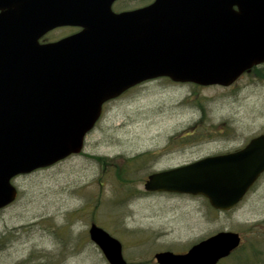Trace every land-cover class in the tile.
<instances>
[{"label":"water","instance_id":"water-1","mask_svg":"<svg viewBox=\"0 0 264 264\" xmlns=\"http://www.w3.org/2000/svg\"><path fill=\"white\" fill-rule=\"evenodd\" d=\"M116 0H0V210L17 176L78 155L103 105L142 83L229 87L264 64V0H154L114 14ZM82 30L57 42L58 27ZM264 173V133L241 150L150 174V193L200 196L235 208ZM88 235L109 264H126L119 241L91 224ZM218 232L157 264H217L240 246Z\"/></svg>","mask_w":264,"mask_h":264},{"label":"rangeland","instance_id":"rangeland-1","mask_svg":"<svg viewBox=\"0 0 264 264\" xmlns=\"http://www.w3.org/2000/svg\"><path fill=\"white\" fill-rule=\"evenodd\" d=\"M263 133L264 81L251 73L228 88L141 84L104 106L80 154L12 180L18 195L0 211V264H109L88 237L91 224L119 241L127 264H157L154 254L184 253L221 231L241 236L252 252L243 263L264 264V175L227 213L203 197L143 189L152 172Z\"/></svg>","mask_w":264,"mask_h":264},{"label":"flooded vegetation","instance_id":"flooded-vegetation-1","mask_svg":"<svg viewBox=\"0 0 264 264\" xmlns=\"http://www.w3.org/2000/svg\"><path fill=\"white\" fill-rule=\"evenodd\" d=\"M153 1L154 0H116L113 2L112 6H111V11L114 14H119V13H123V12H130V11H134L136 9L147 7ZM81 30L82 29L78 28V27H70V26L58 27V28H55V29L49 31L45 35H43L40 38L39 43L40 44L54 43V42H57L63 38H66L68 36L76 34V33L80 32ZM127 93L128 92L121 95L120 98ZM181 138H183V137H181ZM244 145H242L241 147H238L232 151L218 153V154H214L212 156L225 155V154H229V153L238 151V150L242 149ZM157 172H159V171H157ZM152 173H155V172H152ZM147 194H155V193H147Z\"/></svg>","mask_w":264,"mask_h":264},{"label":"trees","instance_id":"trees-1","mask_svg":"<svg viewBox=\"0 0 264 264\" xmlns=\"http://www.w3.org/2000/svg\"><path fill=\"white\" fill-rule=\"evenodd\" d=\"M261 71H263L264 72V66H262V67H258V68H254V69H252L251 70V72H249V73H251V75H254V76H257L258 77V79H262L263 81H264V74H260L261 73ZM164 80H166V79H164ZM166 81H168V80H166ZM259 238H261V240H262V243L261 244H263L264 243V237H263V235H261V237H259ZM259 240V239H258ZM264 245V244H263ZM261 246V245H260ZM256 247H254V249H255ZM259 248V247H258ZM257 248V249H258ZM259 251H261V249H259ZM262 253H263V251H261ZM250 253H252V252H246V251H244V249L242 248V245L236 250V251H234L232 254H231V258L233 257V256H236V258L237 259H239L241 262L239 263V264H245V263H243V262H245V261H247L248 263H251V261H250V259H249V257H250ZM261 253V254H262ZM248 254V255H247ZM257 254H259L258 253V251H257ZM230 257H228V258H226V259H224V260H222L219 264H224L225 262H227L229 259H231ZM242 258H244V259H242ZM246 262V263H247Z\"/></svg>","mask_w":264,"mask_h":264}]
</instances>
